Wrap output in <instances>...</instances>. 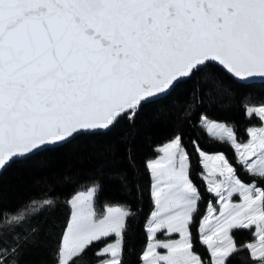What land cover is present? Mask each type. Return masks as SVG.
I'll return each mask as SVG.
<instances>
[{"label": "water", "instance_id": "obj_1", "mask_svg": "<svg viewBox=\"0 0 264 264\" xmlns=\"http://www.w3.org/2000/svg\"><path fill=\"white\" fill-rule=\"evenodd\" d=\"M206 63L264 81V0H0V173Z\"/></svg>", "mask_w": 264, "mask_h": 264}, {"label": "trees", "instance_id": "obj_2", "mask_svg": "<svg viewBox=\"0 0 264 264\" xmlns=\"http://www.w3.org/2000/svg\"><path fill=\"white\" fill-rule=\"evenodd\" d=\"M264 106V81L243 83L219 66L194 69L163 97L121 113L98 132L82 133L67 142L11 162L0 173V264H59L61 242L70 218L71 196L96 186L94 208L126 211L120 233L119 264H142L148 235L147 220L154 208L147 162L156 148L178 136L188 160V178L198 198L189 223L191 250L203 264L209 253L199 242L198 226L209 202H214L202 178L200 151L221 152L244 183L263 191L264 175L247 170L230 142L209 135L206 118L230 127L236 142L248 140L247 129L261 120L249 107ZM253 228H234L236 249L225 264H254L245 247L254 241ZM109 238L88 244L67 264H97V251Z\"/></svg>", "mask_w": 264, "mask_h": 264}, {"label": "rangeland", "instance_id": "obj_3", "mask_svg": "<svg viewBox=\"0 0 264 264\" xmlns=\"http://www.w3.org/2000/svg\"><path fill=\"white\" fill-rule=\"evenodd\" d=\"M248 115L261 120L247 129L248 140L238 143L230 127L203 118L205 131L230 142L239 162L250 172L264 175V106L249 107ZM157 155L147 162L151 176L154 208L147 220L148 241L142 264H203L191 250L189 223L198 194L188 178L187 155L176 136L156 148ZM202 178L214 202H209L198 226L199 242L211 258V264H225L236 247L231 236L234 228H253L254 241L247 243L250 256L264 264L263 191L254 183L242 182L223 153L199 152ZM96 186L74 193L70 200V218L64 231L60 263L79 254L88 244L109 237L97 254V264H119L120 233L126 211L116 205L97 214L93 205Z\"/></svg>", "mask_w": 264, "mask_h": 264}]
</instances>
